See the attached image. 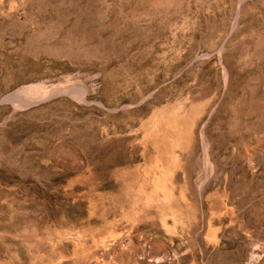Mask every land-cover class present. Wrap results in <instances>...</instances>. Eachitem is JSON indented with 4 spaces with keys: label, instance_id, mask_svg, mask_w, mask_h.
<instances>
[{
    "label": "rangeland",
    "instance_id": "obj_1",
    "mask_svg": "<svg viewBox=\"0 0 264 264\" xmlns=\"http://www.w3.org/2000/svg\"><path fill=\"white\" fill-rule=\"evenodd\" d=\"M0 264H264V0H0Z\"/></svg>",
    "mask_w": 264,
    "mask_h": 264
},
{
    "label": "bare ground",
    "instance_id": "obj_2",
    "mask_svg": "<svg viewBox=\"0 0 264 264\" xmlns=\"http://www.w3.org/2000/svg\"><path fill=\"white\" fill-rule=\"evenodd\" d=\"M29 89H31V90H34L35 91V95L34 96H32L31 98H32V100H30V102H26L27 104L26 105H23V104H19L20 106H22V107H27V106H29V104H31L32 102H36V101H43V100H45L46 98H48L49 97V95H52V93H53V91H49V92H46V93H44V92H41V90H40V87L38 86V85H33V86H30V87H28V88H22V89H19V90H17V91H15L14 93H12V94H10V95H8V96H6L5 98H4V100H14V99H19V96L22 94V93H24L26 90H29ZM28 97V98H27ZM27 99H31V98H29L30 96L29 95H27ZM25 102V101H24ZM23 102V103H24ZM17 104V103H16ZM204 128H205V126L203 127V131H202V136L204 137Z\"/></svg>",
    "mask_w": 264,
    "mask_h": 264
}]
</instances>
